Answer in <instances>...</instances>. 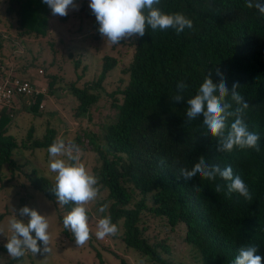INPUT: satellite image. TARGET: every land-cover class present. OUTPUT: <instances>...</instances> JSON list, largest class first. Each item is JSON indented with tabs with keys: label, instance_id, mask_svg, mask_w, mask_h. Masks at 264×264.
<instances>
[{
	"label": "trees",
	"instance_id": "obj_1",
	"mask_svg": "<svg viewBox=\"0 0 264 264\" xmlns=\"http://www.w3.org/2000/svg\"><path fill=\"white\" fill-rule=\"evenodd\" d=\"M259 3L264 5V0ZM4 4L0 24L12 30L15 39L49 37V20L56 16L42 0H4ZM246 5L247 0H160L155 7L166 14H184L192 20V29L177 35L171 28L153 31L147 27L142 38L130 37L131 60L123 70L126 81L106 94L111 103L118 97L120 101L111 121L99 125L103 148L87 131L69 139L68 143L81 150L88 147L99 159L92 174L98 178L96 187L106 191L101 204L107 205L99 219L110 216L118 226L114 237L146 257L148 264H174L165 257V241L147 234L148 219H159L172 231L181 226L180 241L196 253L198 264H234L242 246H254L256 254L264 257V14ZM98 27L96 23L94 38L100 35ZM79 65V60H73L76 81L83 77L76 73ZM115 65L114 58L103 56L91 83L69 85L77 102L74 117L84 115L89 119V111L102 91L101 83ZM217 69L230 91L232 84L239 82L238 91L249 104L245 123L258 134L259 151L234 148L218 152L220 138L207 133L203 117L187 121V100L198 92L210 71L213 83L219 82ZM181 81L187 85L184 99L174 102L176 85ZM42 97L36 96L30 105L25 102L23 111L34 114ZM11 111L0 107V184L7 177L4 173L13 177L22 167L12 159L15 152L21 148L47 150L55 140L54 130L48 128L39 138L28 129L22 141L16 140L8 133ZM85 135L87 140L80 143L79 138ZM201 156L221 168L230 166L233 175L246 183L252 199L245 200L237 193L229 195L226 187L217 193L216 184H226L219 177L213 181L199 177L185 180L179 175L180 168L190 170ZM161 160L165 161L163 165ZM26 178L55 210L59 209L57 219L62 222L61 215L68 214L73 205L60 204L52 191L54 184L34 171ZM194 185L200 191H194ZM62 233L72 236L64 226ZM38 245L41 247L42 242ZM5 253L0 244V257ZM114 257L118 264H128ZM21 259L8 257L5 264H17Z\"/></svg>",
	"mask_w": 264,
	"mask_h": 264
},
{
	"label": "rangeland",
	"instance_id": "obj_2",
	"mask_svg": "<svg viewBox=\"0 0 264 264\" xmlns=\"http://www.w3.org/2000/svg\"><path fill=\"white\" fill-rule=\"evenodd\" d=\"M78 10L69 9L65 18L60 16L49 20L50 35L45 40L22 39L17 40L13 31L0 24V37L2 38L0 66L11 69L17 67L21 71L17 78L28 81L35 89L44 88L46 94L39 104L42 108L34 114L19 109L17 101L10 103L11 113L8 133L14 135L16 140L22 141L28 129L38 138L48 128L55 132V140L63 139L68 143L76 133L89 132L96 136L95 143L103 148L99 139V125L111 121L117 102L106 96L107 93L122 87L126 81L123 70L129 64L132 55V44L129 38L120 41V44H111L101 35L93 37L97 23L89 8V0H74ZM4 0H0V15L4 9ZM2 18V17H1ZM61 18V19H60ZM20 52V53H19ZM112 57L116 60L115 67L108 77L101 83L102 91L98 92L96 105L89 111V119L86 116L74 117V108L77 105L75 98L70 93L69 85L74 83L76 87L91 83L98 75L101 58ZM73 60H79L80 65L77 74L83 77L76 81L73 71ZM41 70V74L38 71ZM43 89V90H44ZM42 90V89H41ZM44 90V91H45ZM104 91V92H103ZM25 103V99H23ZM26 105V104H23ZM79 138L80 143L86 141ZM79 163H82L87 172L99 165V159L88 147L80 152ZM58 159L70 163L67 155H61ZM12 159L16 164H21L18 172L13 177L4 173L0 184V244L4 245L10 238V221L16 215L21 218L18 210L28 206L46 216L49 228L47 230L50 240V252L41 255H33L30 251L17 264H118V258L124 259L128 264H148L146 257L131 248L125 247L117 237L112 235L104 239L96 238L97 224L99 221L101 202L106 196V191L99 190L97 197L85 205L89 213L90 239L78 246L72 236L62 233L63 223L57 219L59 209L55 210L43 194L33 189L26 175L34 171L54 184L55 173L49 169V154L45 149H23L14 153ZM106 205V204H105ZM67 215V214H66ZM62 217L65 215L62 214ZM147 234L157 236L156 241L162 239L168 248L167 256L174 264H198V257L192 248L183 244L181 239V226L175 230L162 226L159 219H148ZM181 228V229H180ZM43 247V245L41 246ZM95 253H98L96 257ZM8 253L0 257V264H5Z\"/></svg>",
	"mask_w": 264,
	"mask_h": 264
},
{
	"label": "clouds",
	"instance_id": "obj_3",
	"mask_svg": "<svg viewBox=\"0 0 264 264\" xmlns=\"http://www.w3.org/2000/svg\"><path fill=\"white\" fill-rule=\"evenodd\" d=\"M42 2L51 9L53 16L66 17L69 9L78 10L74 0H42ZM159 3L160 0H89L88 6L99 25L98 32L113 45L137 35L142 38L146 34L147 27L153 31L171 28L177 35L184 32L186 28L192 29L191 19L182 13L166 14L155 7ZM246 6L255 7L264 14V5H261L259 0H247ZM211 75L210 71L198 92L187 100V121L202 116L207 133L214 138H220L218 152H231L234 148L259 151L260 138L257 133L250 131L245 123L244 116L249 104L238 91L239 82H234L230 91L226 78L219 69L216 70V75L219 77L218 83H213ZM186 87L183 81L176 85L177 94L172 98L174 102H181L184 99L183 92ZM230 120L231 123H229ZM47 152L50 158L49 169L55 173L52 191L60 204L73 205L71 211L63 217V226L70 230L77 247L83 246L90 239L89 216L86 214L85 205L98 195L99 189L96 187L98 178L89 174L85 166L79 163L81 149L78 145L66 143L63 139L57 138L48 147ZM61 155H67L70 163L57 158ZM160 163L163 165L165 161L161 160ZM179 175L185 180L199 177L213 181L219 177L226 184H216L217 193L226 187L229 195L237 193L245 200L252 199L248 186L239 176L233 175L230 166L221 168L219 164L209 163L204 156H201L190 170L180 168ZM193 190L200 191V187L194 185ZM106 208L107 205H104L98 211L103 213ZM18 215L28 219H17L16 215L11 219L12 234L4 244L9 257L19 260L27 251L33 255L49 253L50 236L47 232L49 224L46 216L28 206L21 207ZM97 229L96 238L101 240L109 235L114 236L118 232V226L112 222L110 216L99 219ZM38 241L42 242L43 247L38 245ZM256 253V247L242 246L234 264H261L264 257Z\"/></svg>",
	"mask_w": 264,
	"mask_h": 264
},
{
	"label": "built area",
	"instance_id": "obj_4",
	"mask_svg": "<svg viewBox=\"0 0 264 264\" xmlns=\"http://www.w3.org/2000/svg\"><path fill=\"white\" fill-rule=\"evenodd\" d=\"M0 107H9L10 103L19 98L25 99L27 105L34 103L36 96L45 94L42 89H35L28 81L17 78L11 69H0ZM41 74V70L38 71ZM41 109L42 105L38 104Z\"/></svg>",
	"mask_w": 264,
	"mask_h": 264
},
{
	"label": "crops",
	"instance_id": "obj_5",
	"mask_svg": "<svg viewBox=\"0 0 264 264\" xmlns=\"http://www.w3.org/2000/svg\"><path fill=\"white\" fill-rule=\"evenodd\" d=\"M19 53H20V52H19ZM20 71H21V69L19 68V70H18L16 66L12 68V73H13L15 76H16ZM40 89H44V88H40ZM44 90H45V89H44ZM45 94H46V90H45ZM45 94H44V95H45ZM44 95H43V96H44ZM16 101H17V103H19V109H21L22 111L24 110L23 107H27L26 105H23V104H25V103H23V102L20 103L21 100L18 99V100H16ZM13 102H15V101H13ZM11 103H12V102H11ZM9 107H10V106H9Z\"/></svg>",
	"mask_w": 264,
	"mask_h": 264
}]
</instances>
